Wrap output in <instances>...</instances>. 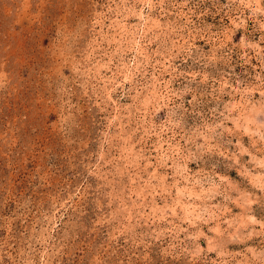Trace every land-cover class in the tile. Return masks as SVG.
Listing matches in <instances>:
<instances>
[{
    "label": "rangeland",
    "instance_id": "374dc122",
    "mask_svg": "<svg viewBox=\"0 0 264 264\" xmlns=\"http://www.w3.org/2000/svg\"><path fill=\"white\" fill-rule=\"evenodd\" d=\"M0 264H264V0H0Z\"/></svg>",
    "mask_w": 264,
    "mask_h": 264
},
{
    "label": "bare ground",
    "instance_id": "6f19581e",
    "mask_svg": "<svg viewBox=\"0 0 264 264\" xmlns=\"http://www.w3.org/2000/svg\"><path fill=\"white\" fill-rule=\"evenodd\" d=\"M168 89V88H167ZM188 180V179H187Z\"/></svg>",
    "mask_w": 264,
    "mask_h": 264
}]
</instances>
